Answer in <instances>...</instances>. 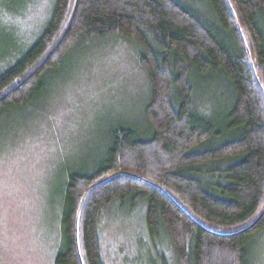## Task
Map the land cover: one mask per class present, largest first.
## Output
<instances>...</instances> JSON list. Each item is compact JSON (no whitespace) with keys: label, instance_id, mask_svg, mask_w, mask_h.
<instances>
[{"label":"trees","instance_id":"16d2710c","mask_svg":"<svg viewBox=\"0 0 264 264\" xmlns=\"http://www.w3.org/2000/svg\"><path fill=\"white\" fill-rule=\"evenodd\" d=\"M38 34L0 73V125L37 108L75 52L112 35L136 45L148 85L141 118L107 126L96 156L68 171L55 264H105L101 227L129 201L175 264H258L264 0H55Z\"/></svg>","mask_w":264,"mask_h":264},{"label":"rangeland","instance_id":"374dc122","mask_svg":"<svg viewBox=\"0 0 264 264\" xmlns=\"http://www.w3.org/2000/svg\"><path fill=\"white\" fill-rule=\"evenodd\" d=\"M180 1L191 8L202 0ZM54 3L0 0V73L41 33ZM136 50L114 35L87 44L70 57L66 71L53 75L37 108L19 111L20 120H3L0 264H55L68 171L96 156L107 126L141 118L148 85ZM129 204L115 206L101 227L105 264H175L169 241H152L142 207ZM259 240L255 257L264 264V236Z\"/></svg>","mask_w":264,"mask_h":264}]
</instances>
